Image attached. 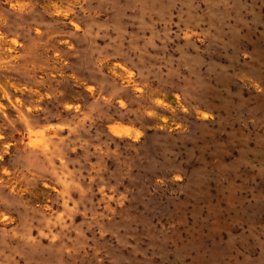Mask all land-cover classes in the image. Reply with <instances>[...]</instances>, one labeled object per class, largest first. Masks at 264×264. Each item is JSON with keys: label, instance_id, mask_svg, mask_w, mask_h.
<instances>
[{"label": "rangeland", "instance_id": "1", "mask_svg": "<svg viewBox=\"0 0 264 264\" xmlns=\"http://www.w3.org/2000/svg\"><path fill=\"white\" fill-rule=\"evenodd\" d=\"M0 264H264V0H0Z\"/></svg>", "mask_w": 264, "mask_h": 264}]
</instances>
